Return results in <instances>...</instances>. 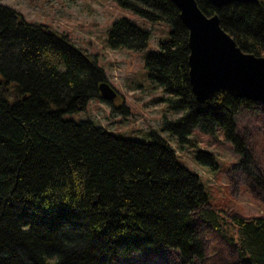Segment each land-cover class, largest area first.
Masks as SVG:
<instances>
[{
	"label": "trees",
	"instance_id": "trees-1",
	"mask_svg": "<svg viewBox=\"0 0 264 264\" xmlns=\"http://www.w3.org/2000/svg\"><path fill=\"white\" fill-rule=\"evenodd\" d=\"M152 22L171 25L149 52V78L163 87L162 100L180 113L164 116L177 146L192 145L194 129L220 132L252 173L253 155L238 131V116L259 103L218 91L197 101L189 82L188 29L171 0H114ZM207 16L245 52L264 55V0L214 6L197 0ZM149 32L126 18L107 36L112 49H144ZM95 57L66 34L28 22L0 2V264H124L151 250L176 252L174 264H202L205 244L198 219L222 238L226 229L197 174L156 133L150 142L119 138L90 120L63 114L100 98L105 81ZM101 99V98H100ZM114 110L119 107L114 106ZM195 159L216 168V157ZM264 188L262 176H255ZM236 255L229 264H264V215H233Z\"/></svg>",
	"mask_w": 264,
	"mask_h": 264
},
{
	"label": "rangeland",
	"instance_id": "rangeland-1",
	"mask_svg": "<svg viewBox=\"0 0 264 264\" xmlns=\"http://www.w3.org/2000/svg\"><path fill=\"white\" fill-rule=\"evenodd\" d=\"M20 12L28 22L43 23L95 57L103 69L106 82L117 92L113 101L91 98L86 108L65 113L63 118L75 122L90 120L116 137L150 142L152 133L166 139L175 149L181 164L198 175L208 199L209 207L218 212L224 222L226 237L198 219L200 234L205 244L202 264H229L236 255L228 237L237 235L232 216L251 218L264 215V188L255 176L264 180V104L243 110L238 116V131L252 152V173L239 167L240 156L220 132L215 136L194 129L190 135L192 145L177 146L175 137L164 128V116L174 119L180 113L170 110L162 98L163 87L149 78L145 57L160 49L159 42L169 36L171 25L152 22L114 0H0ZM126 18L149 32L147 46L142 50L126 47L112 49L107 45L108 32L115 21ZM119 109L114 110L113 107ZM198 150L211 152L217 166L211 168L195 159ZM174 251L151 250L134 254L124 264H174Z\"/></svg>",
	"mask_w": 264,
	"mask_h": 264
},
{
	"label": "water",
	"instance_id": "water-1",
	"mask_svg": "<svg viewBox=\"0 0 264 264\" xmlns=\"http://www.w3.org/2000/svg\"><path fill=\"white\" fill-rule=\"evenodd\" d=\"M188 29L189 82L197 101L218 91L264 104V55L243 51L220 26L217 14L205 15L197 0H171ZM220 7L235 1L257 3L259 0H209ZM100 98L113 101L116 90L106 81L99 86Z\"/></svg>",
	"mask_w": 264,
	"mask_h": 264
}]
</instances>
